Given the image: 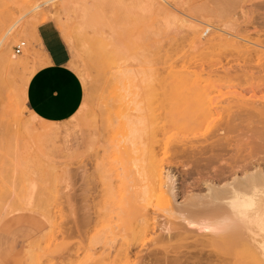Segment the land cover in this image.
Wrapping results in <instances>:
<instances>
[{
	"label": "rangeland",
	"instance_id": "1",
	"mask_svg": "<svg viewBox=\"0 0 264 264\" xmlns=\"http://www.w3.org/2000/svg\"><path fill=\"white\" fill-rule=\"evenodd\" d=\"M108 1L0 0V37L16 24L10 68L0 69V264H146L154 247L124 249L129 234L117 231L119 191L136 190L138 171L157 163L178 188L197 178L185 171H264V0L226 11L222 0H122L126 14ZM47 21L84 88L60 123L37 119L25 101L42 65L33 33ZM245 110L253 116L240 123ZM133 128L143 132L132 141ZM217 142L227 153L215 163L200 152Z\"/></svg>",
	"mask_w": 264,
	"mask_h": 264
},
{
	"label": "bare ground",
	"instance_id": "2",
	"mask_svg": "<svg viewBox=\"0 0 264 264\" xmlns=\"http://www.w3.org/2000/svg\"><path fill=\"white\" fill-rule=\"evenodd\" d=\"M123 1L110 0L104 5L112 11L126 14L132 7L125 10ZM233 1L222 0L218 8L222 11L234 9ZM101 5L103 3H99ZM260 5L256 7L261 8ZM239 7L244 8V5L239 4ZM87 22L97 24L98 18L91 15ZM15 27L16 24L12 25L0 37L2 70L10 68L11 60L4 47L12 41L10 34ZM21 31L23 30L15 29L14 32L18 34ZM33 40L37 43L34 33ZM80 40L84 42L83 35H80ZM246 110L239 114L240 123H247L252 118L251 113L246 114ZM140 120L139 118L138 123L142 124ZM215 128L214 132L219 133L220 127ZM142 130L143 128H133L130 130L133 137L127 136L131 139L138 137ZM252 132L259 136L258 130ZM224 143L217 142L200 154L211 153L208 159L211 158L216 163L220 159V153L226 151L227 143ZM127 150L125 151L128 152ZM226 170L223 166L219 171H185L190 179L194 175L197 178L182 188L177 187L173 172L161 171V166L157 163L152 162L147 171H138L136 190H128L129 186L126 184L128 187L123 189L127 194L119 191L118 214L122 220L117 231L129 234L124 249L136 251L153 246L154 249L148 254L151 258L148 257L149 262L146 264H221L226 263L227 258L233 264H264V171L249 173L248 168L243 171H234L233 168L232 171ZM123 173L124 171L118 175ZM123 185L124 180H121L118 186L122 188ZM181 197L182 201L179 202L178 198ZM107 202L111 203L109 195ZM150 213L162 214V217H149ZM156 232L158 234L155 238L149 237ZM89 245L93 248L98 243L91 239Z\"/></svg>",
	"mask_w": 264,
	"mask_h": 264
},
{
	"label": "crops",
	"instance_id": "3",
	"mask_svg": "<svg viewBox=\"0 0 264 264\" xmlns=\"http://www.w3.org/2000/svg\"><path fill=\"white\" fill-rule=\"evenodd\" d=\"M34 34L42 65L28 79L26 105L43 122L69 120L82 105L83 85L69 67V52L56 25L43 22L36 27Z\"/></svg>",
	"mask_w": 264,
	"mask_h": 264
},
{
	"label": "built area",
	"instance_id": "4",
	"mask_svg": "<svg viewBox=\"0 0 264 264\" xmlns=\"http://www.w3.org/2000/svg\"><path fill=\"white\" fill-rule=\"evenodd\" d=\"M25 46H26L25 42H23V41L19 42L14 48V54L16 56L20 55L22 53L23 49L25 48Z\"/></svg>",
	"mask_w": 264,
	"mask_h": 264
}]
</instances>
